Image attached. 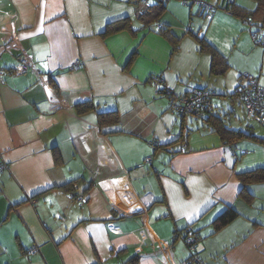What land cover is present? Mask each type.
I'll use <instances>...</instances> for the list:
<instances>
[{
  "label": "crops",
  "instance_id": "1",
  "mask_svg": "<svg viewBox=\"0 0 264 264\" xmlns=\"http://www.w3.org/2000/svg\"><path fill=\"white\" fill-rule=\"evenodd\" d=\"M204 1L211 8L187 11L167 0L148 27L137 17L142 1L0 0V264H184L189 227L202 264H264V222L245 213L255 196L240 178L264 167V144L224 143L206 121L181 125L168 105L169 93L207 88L227 123V101L244 111L232 93L241 72L264 69V45L246 23L252 15L261 24V0ZM119 19L135 31L103 36ZM163 24L175 50L157 31ZM199 38L231 71L210 73ZM25 53L32 67L14 73ZM257 81L264 88V74ZM85 101L95 110L77 113ZM97 111H117L119 122L101 131ZM227 208L238 215L215 228Z\"/></svg>",
  "mask_w": 264,
  "mask_h": 264
},
{
  "label": "trees",
  "instance_id": "2",
  "mask_svg": "<svg viewBox=\"0 0 264 264\" xmlns=\"http://www.w3.org/2000/svg\"><path fill=\"white\" fill-rule=\"evenodd\" d=\"M131 1L133 3L138 4L142 0H131ZM166 1L167 0H155V2H153L152 4H148L146 2L145 5H147V6L144 9H142L141 11L137 12V17L142 22V24L144 26L150 24L151 22H154L155 18H156V21L158 20L157 18L160 15L163 8L165 7ZM192 1L196 2L194 0H192ZM263 2H264V0L259 1L258 6L264 7ZM196 3H198V2H196ZM201 5H203V4H201ZM222 8L231 14L233 13V14H237L238 16H243L239 12L238 13L236 12L235 7H233L232 4L223 5ZM251 16L246 18V23L249 26H251V28L253 27L252 28L253 30L251 29L252 34H255L257 37H260L262 35L258 36V34H257L258 29L257 28H258V26H262L264 24V17H263V20L261 21V24H258V23H254L252 21ZM244 21H245V17H244ZM148 27H150V26L148 25ZM122 30H129L132 32L135 31L130 26L128 20L119 19V20L107 23L104 31H102L101 33L103 36H107V35H111L115 32L122 31ZM157 31L169 39V41L172 43V47H173L172 50H175L177 48L175 35L169 29L168 25H166V26H164V24L160 25L159 28H157ZM199 44L201 45L202 49L207 50L211 54L210 73L213 75L224 74L226 72L227 68L229 67V64L225 60L223 55H221L218 51H216L211 45H209L202 38H199ZM133 57L134 56H132L130 60H132ZM240 75H239V78H240ZM52 85L55 88L57 86L56 83H52ZM158 89L162 90V92L165 91V89H163V88L158 87ZM232 93H233V95L238 96V99L240 100V97H239V95H237V92H235V89H234V92H232ZM171 95H172V93H169V96H171ZM74 108H75L77 113H84L86 111L95 110V106H94L92 101H85V102H81V103H76L74 105ZM209 108L210 109L208 110V112H209L208 116L201 121H206L207 125L209 127H211L212 130L220 136V138L222 139V141L224 143L232 145V143L234 144V142L237 140H240L243 138H245V139L250 138L252 140H255L257 142L264 144V137L256 135L255 133L252 132L251 129H245V131H244V130H240V129L231 128L221 116H219L217 113H215L213 111L211 103H210ZM177 116L180 117V123L182 125L186 115L177 114ZM96 118H97V125L99 127V130L102 131L103 127L118 123L120 117H119V114L117 111H102V112L97 111L96 112ZM194 119L197 120L196 118H194ZM260 121L262 123L264 122L263 119H260ZM241 177H242L243 181H245V187L249 183H264V167H258L256 169L246 171L240 175V178ZM76 180H78V179H75V181ZM71 183H72V181H69V182L63 184V186L71 185ZM248 195L251 196V193H249V192H247V190H245V196H248ZM237 215H238V213L235 209H233V208L225 209L224 212L221 213L216 218V220L214 222V227L220 228V227L226 225L229 221H231ZM192 231L195 235V241H196V239H197L196 233L193 229H192ZM185 234L186 233H184V238H185ZM197 258L198 257H197L196 251L191 252L189 257L184 261V264H188V263H191L193 261L197 262ZM136 261H137L136 258L131 257L127 261H125L121 264H137Z\"/></svg>",
  "mask_w": 264,
  "mask_h": 264
},
{
  "label": "built area",
  "instance_id": "3",
  "mask_svg": "<svg viewBox=\"0 0 264 264\" xmlns=\"http://www.w3.org/2000/svg\"><path fill=\"white\" fill-rule=\"evenodd\" d=\"M200 4L207 5L203 0H194ZM251 39L256 44H264V35L257 37L255 34H251ZM32 57L29 54H22L18 58L17 65L15 66L14 73H25L32 67ZM80 64L79 60H75L73 66H78ZM240 82L235 88V92L239 95L244 111L249 117H257L264 120V88L259 85L257 78L248 73H243L239 78ZM154 86L158 88L160 83V78L156 77L153 80ZM212 92L207 88L193 86L190 87L186 92L175 95L172 94L169 96L168 105L172 112L177 114L188 115L193 118L203 120L208 116V110L210 109V98ZM2 168V167H1ZM0 168V169H1ZM185 243L191 252L196 251V241L193 231L189 228H186ZM37 247H31L28 250V253H34L37 251ZM197 262L199 259L197 258Z\"/></svg>",
  "mask_w": 264,
  "mask_h": 264
},
{
  "label": "rangeland",
  "instance_id": "4",
  "mask_svg": "<svg viewBox=\"0 0 264 264\" xmlns=\"http://www.w3.org/2000/svg\"><path fill=\"white\" fill-rule=\"evenodd\" d=\"M169 1L177 2L178 6L180 8L182 7L187 11L189 9H194V7L197 8V4L195 2L193 4H190L191 0H168V2ZM142 2H143V4H145L146 0H142ZM142 2H140V4ZM147 3H149V2L147 1ZM263 67H264V65H263ZM228 70H229V68L227 69V71ZM229 71H231V69ZM243 73L251 74L255 78H257L261 74H264V69H261V68L259 69V67H258L257 71H255V75L253 73H249V72H245V71L241 72V74H243ZM214 98L216 99L217 97L214 96ZM212 100H214L213 97H212ZM240 102H241V100H240ZM228 104H229V106H230L229 108H231V110H232V108H234L232 112H227L228 114L226 113V115H227L226 119L228 121L227 124H229L231 126V128L235 126V123L241 122L243 125H245V127L247 124L253 126V128L255 129V133H257L260 136H264V127L262 126V124L254 121V120H248L246 118L247 115L244 113L245 111L242 110L240 103L237 102V103H234L231 105L230 102L227 101V105ZM221 106H223V104ZM188 117H191V116H188ZM247 189L250 190L254 194L255 197H254V199L252 198L250 202L247 199H245V213L248 215L255 216L258 218V220H261L264 222V183L248 184Z\"/></svg>",
  "mask_w": 264,
  "mask_h": 264
}]
</instances>
